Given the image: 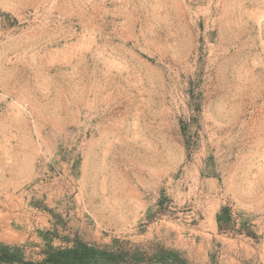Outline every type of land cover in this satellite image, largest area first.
Listing matches in <instances>:
<instances>
[{
    "label": "rangeland",
    "instance_id": "rangeland-1",
    "mask_svg": "<svg viewBox=\"0 0 264 264\" xmlns=\"http://www.w3.org/2000/svg\"><path fill=\"white\" fill-rule=\"evenodd\" d=\"M79 243L264 264V0H0V248Z\"/></svg>",
    "mask_w": 264,
    "mask_h": 264
},
{
    "label": "trees",
    "instance_id": "trees-1",
    "mask_svg": "<svg viewBox=\"0 0 264 264\" xmlns=\"http://www.w3.org/2000/svg\"><path fill=\"white\" fill-rule=\"evenodd\" d=\"M155 256L138 250L132 252L126 246L100 247L79 243L71 248H54L46 251L47 257L41 262L29 264H139L143 262L157 261L163 264H189L178 252L169 248H157ZM22 261L10 248H0V264L16 263Z\"/></svg>",
    "mask_w": 264,
    "mask_h": 264
}]
</instances>
